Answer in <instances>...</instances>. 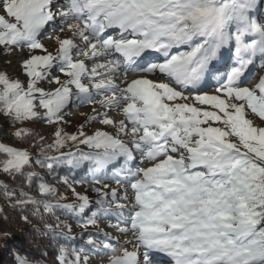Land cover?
Returning <instances> with one entry per match:
<instances>
[{"label": "snow or ice", "instance_id": "1", "mask_svg": "<svg viewBox=\"0 0 264 264\" xmlns=\"http://www.w3.org/2000/svg\"><path fill=\"white\" fill-rule=\"evenodd\" d=\"M65 29L71 38L55 35L49 51L42 38ZM24 49L23 80L0 72V117L5 138L37 139L40 151L0 142V173L18 181L0 190L25 222L31 209L43 225L33 232L57 243V264L93 255L108 264H264V75L249 86L264 69V0H0V51ZM86 105L94 114L66 133L69 107ZM36 121L57 125L51 144L26 126ZM91 124L111 130L89 134ZM34 164L48 174L87 168L93 184L126 191L93 188L92 210L65 175L75 202H62ZM33 185L42 199L24 190ZM62 215L85 232L114 217L130 239L101 232L87 233L86 246L61 243L76 239Z\"/></svg>", "mask_w": 264, "mask_h": 264}, {"label": "rangeland", "instance_id": "2", "mask_svg": "<svg viewBox=\"0 0 264 264\" xmlns=\"http://www.w3.org/2000/svg\"><path fill=\"white\" fill-rule=\"evenodd\" d=\"M55 35H60L61 38H71V33H69L67 31V29H65V31L63 33H55L53 35V39H48L47 37L42 38V43L45 44V46L49 49V51L55 50V47H56L55 39H54ZM76 43L79 44L80 41L77 40ZM26 57H27V49H24L22 51L17 50L15 52H13L11 55H5V54H3L2 51H0V72L7 73L11 78L19 77L20 79L23 80L24 77L21 73V69H20L19 65H20V62L23 59H25ZM77 58L83 59L82 56L77 57ZM89 67H91L90 63H89ZM258 71L259 72H258L257 78H255V80L252 81L249 86H251L252 84H255L260 75H264V69H259ZM53 75H59V73H56L54 71ZM61 78H63V77H61ZM133 78H136V77H132L130 79H133ZM117 83H119V80H117ZM42 86L46 90H49V91L55 87V85H51V84H43ZM208 92H209V94H212V89L209 90ZM93 107H94V105H86L83 107L70 106L67 113L64 116V120L66 121V123L60 125V127H62L66 133L75 134L77 132L78 128L80 127V125L84 124L85 121L87 120V118L94 114L93 113ZM95 107L97 108V111H103L102 109L99 108L98 103L95 105ZM111 115L113 116V118H117V119L119 118L115 114H111ZM257 123H259L258 120H257ZM48 125L50 126L51 124H48ZM53 126L55 127L53 130V133H54L56 128H57V125L53 124ZM31 127L38 130V131H41V132L47 131L46 125H44L42 123H33L31 125ZM96 129L109 130V131L111 130V129L105 128V126L100 125V124H91V125H87L85 127V131L89 134H91ZM81 147L83 148V146H81ZM38 150H39L38 148L37 149H35V148L30 149L34 158L36 157L35 155H37V153H39V152H37ZM72 150L75 151L74 148ZM83 150L87 151L86 148H83ZM63 151H67V149H64ZM34 153H36V154L34 155ZM49 155H55V153H51ZM134 156L136 157V159L133 161V164H138L139 163L138 154H134ZM34 170L39 175L43 176L45 181L49 185L54 187L59 194H63L64 196L68 197V199L66 201H62V202H66V203H74L75 202L72 198V192L62 183L63 178L58 177V178H54V179H48L49 176H47L48 174H46V172L41 171L40 169H38V167H35ZM67 170H68V168H67ZM69 173H70V182L72 184V187L75 189V191L77 193H79L81 195H86L89 197V200L92 202V210L95 209V200L97 199V193L92 191L93 188H101L102 191H108L109 193L111 192L112 189H115L117 191L118 196H123L125 191H126L125 186L117 185L116 183H114L112 181H106L109 184L108 189H103L102 186L98 185V184H88V182H85V180H78L77 182H75L74 178L72 177L73 174L75 175V173H76L75 170H73ZM85 175L88 176L87 173ZM90 181H92V178ZM90 183H92V182H90ZM127 191L130 194L131 190L127 189ZM37 194L40 196L38 191H37ZM110 200H111V197L109 196V201ZM121 203H123V201H121ZM110 211L115 212V211H117V209L113 205V207L110 209ZM85 215L86 216L90 215V212L86 211ZM60 219L63 222H65L71 226V232L70 233H67V229H64V231L68 235L76 238L74 242H66V244L74 243L77 247L86 246V241L88 239L87 233H101V232L106 233L113 238V241H119L120 244H123L126 239H130V237H125V236L121 235V233L115 227L117 220L111 216H103V215L99 216L97 218L96 225L94 227H90L87 230V232H85L84 229H82L81 227L78 226V224L76 222V218H70V217H66V216L62 215V216H60ZM110 225H112V226H110ZM121 227H123V225H121ZM11 238L12 237H9V240H11ZM127 247L129 248V250H131L130 245H128ZM55 249H56V247H54L52 249L50 254L47 253V255H45V257H44L45 264H57L56 253L53 252ZM7 253L12 254L11 250H8V248H6V246H4L0 242V261H1V255H7ZM2 259H3V257H2ZM8 260L9 259L7 258V259L3 260V262H1V263L8 264L9 263ZM108 260H109V257L106 255H104V256L93 255V256L89 257V264H108Z\"/></svg>", "mask_w": 264, "mask_h": 264}, {"label": "trees", "instance_id": "3", "mask_svg": "<svg viewBox=\"0 0 264 264\" xmlns=\"http://www.w3.org/2000/svg\"><path fill=\"white\" fill-rule=\"evenodd\" d=\"M0 121V142L17 148H27L29 149V151L31 148H33L32 145L35 144V149H39L37 152L40 151V144L37 139H30L25 143H20L10 135L5 138V133L10 132L11 129H8L5 126L6 122L3 117H0ZM33 123H42L46 125L47 131L41 132L32 128L31 125ZM33 123H30L26 126L30 128L33 133L36 134V137H44L45 145L51 144L54 140L53 130L55 127L53 126V124L49 126L43 121H36ZM35 154L36 153H34V155ZM38 154L39 153H37V155ZM47 154L49 155L51 153ZM33 167H38V169L48 174L46 169L41 168L38 165L34 164ZM75 172V175L73 174L72 176L75 182H77L78 180H85V182H88L86 181L87 175H85L87 173V168H83L80 170L76 169ZM65 175L70 176L67 167H62L58 169L55 173L48 174L47 176H49L48 179H54L58 177L64 178ZM0 182L8 184L10 188H15L18 183V181H13L9 179L3 173H0ZM88 184L93 183L88 182ZM24 190L30 192V194L33 195L35 198L42 199V197L37 194L35 185H33L32 188H28L25 186ZM0 208L3 209V211L0 212V242L4 246H6L8 250H11L12 253H7V255H1L0 263L8 258V264H16L15 257L19 255L27 258L29 264H45V255H47V253L50 254L54 247H56V251L54 250L53 252L57 254V243L55 241L50 240L48 237H41L37 233L33 232V229L42 228L43 225L38 219L30 215L31 209H25V214H29V221L25 222L23 219H21V213L18 209H13L9 207V202L4 198L2 190H0ZM9 237H12V241L9 240ZM60 242L66 244V241L61 240Z\"/></svg>", "mask_w": 264, "mask_h": 264}, {"label": "bare ground", "instance_id": "4", "mask_svg": "<svg viewBox=\"0 0 264 264\" xmlns=\"http://www.w3.org/2000/svg\"><path fill=\"white\" fill-rule=\"evenodd\" d=\"M258 70H259V68H258ZM258 72H259V71H257V73L254 74V75L252 76V79H251V81H250V84H251L252 81L255 80V78H257V76H258ZM132 77H134V76H129L128 79H130V78H132ZM258 78H259V77H258ZM250 84H249V85H250Z\"/></svg>", "mask_w": 264, "mask_h": 264}]
</instances>
